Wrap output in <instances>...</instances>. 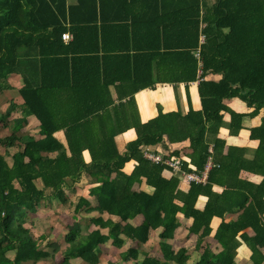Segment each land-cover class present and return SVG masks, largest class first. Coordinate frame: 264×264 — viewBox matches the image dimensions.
I'll return each instance as SVG.
<instances>
[{"label": "trees", "instance_id": "trees-1", "mask_svg": "<svg viewBox=\"0 0 264 264\" xmlns=\"http://www.w3.org/2000/svg\"><path fill=\"white\" fill-rule=\"evenodd\" d=\"M65 2L0 0V90L12 88L8 79L13 73L23 74L26 81L21 89L26 101L25 117L16 121L18 129L10 137H0V146L6 149L19 146L17 143L21 139L16 133L25 127L29 116L39 119L41 133L45 136L39 141L26 140L24 149L12 155L11 165L4 155H0V264H38L51 256V249L53 253L60 251L58 244H49V250H41L25 225L30 214L38 212L47 190L65 201L62 187L67 178L79 177L82 169L88 171L91 181L96 184L91 188V195L97 198L98 206L92 207L85 201L89 212L109 213L120 217L124 223L142 215L144 223L134 228L128 223L122 225L95 219L94 223L101 229H110V235H103L100 229L82 239L81 226L75 224L66 235L69 247L64 262L60 264H71L72 259L78 258L86 264H100L102 244L113 239L116 246L121 247L123 236L146 243L151 230L161 227L164 229L161 238L170 239L179 227V213L194 219L191 232L199 234L203 229L202 235L209 236L212 219L223 217V212L215 209L216 205L241 198L240 193L223 199L215 196L212 192L215 174L226 168L239 173L242 165H232L231 161L227 167L222 168L221 164L220 168L211 169L207 184L193 183L185 194L179 189L178 179L163 177L164 165L154 164L143 156L141 146L156 145L164 137L173 143L190 140L191 160L203 169L211 155L208 135L217 136L225 124L223 112L231 113L229 125L233 134L242 128L244 115L229 109L224 101L239 98L249 107L264 108V0H215L212 7L208 6L207 0H179V7H175L173 13L162 12L165 16L162 22L151 18L147 33L151 45L134 50L131 78H124V73L117 74V78L107 77L113 73L108 70V63L111 65L113 59L122 63L118 71L125 70L124 56L121 55L126 52L107 47L104 39L100 45V31L96 27L101 24L105 34L106 30H124L126 26L120 23L109 26L100 16L98 0H78V4L69 9L70 21L74 24V41L64 46ZM168 3L170 0L165 1V5ZM158 10L161 12L159 7ZM172 14L174 19L170 16ZM88 27L91 40L97 37V46L84 41L82 30ZM45 40H48L47 45ZM55 41L63 45L65 56L72 55V58L59 57ZM127 58L129 60V56ZM50 63H56L57 69L66 70L57 78L68 76L67 79L54 81V71L48 66ZM33 66L42 71L39 85L27 76ZM208 75H220L222 79L219 82L206 80ZM196 81H199L201 111L190 108L185 116L179 112L161 111L156 118L141 123L134 109L137 138L128 142L125 152L119 151L115 137L127 129H118L113 123L109 111L113 105L110 85H116L119 99L128 97L129 104L135 105V95L145 88H155L158 83L188 85ZM67 105L74 106V110L69 111ZM88 107L91 111H82ZM13 111L12 105L6 114L0 115V130ZM116 117L117 122L121 121L120 113L117 112ZM61 130L66 131L68 148L54 137ZM251 131L252 138H262L260 153L264 152V120L260 127ZM224 145L221 139L214 138L215 152ZM86 150L91 151V163L85 160ZM233 150L230 148L229 154ZM54 152H57L55 157L45 154ZM132 159L138 164L127 174L123 168ZM40 178L44 180V189L37 184ZM143 178L154 188L152 194L133 189ZM248 190L257 203L261 201L264 178L256 192ZM201 195L209 197L204 211L196 209ZM250 196L244 195V202L234 205L244 209L241 220L235 224L223 223L216 233L223 251L214 255L206 250L198 264H236L240 244L237 236L248 228L255 232V238L247 240L253 252L252 261L254 264L264 261L260 256V249H264L263 209L251 204L247 207ZM177 202L184 204L180 206ZM222 210L226 208L222 207ZM162 247L166 261L180 262L179 256L186 254L180 251L175 256L168 246ZM10 252H15L13 259L8 256ZM135 259H138L135 250L123 255L124 261ZM142 264L164 263L149 258Z\"/></svg>", "mask_w": 264, "mask_h": 264}, {"label": "crops", "instance_id": "crops-1", "mask_svg": "<svg viewBox=\"0 0 264 264\" xmlns=\"http://www.w3.org/2000/svg\"><path fill=\"white\" fill-rule=\"evenodd\" d=\"M165 1L166 0H98L97 5L98 9H100V16H103L104 21L110 24L109 26H114L112 24L115 23L124 24L126 26L124 30H106L108 32L103 34L104 30L102 25H96L100 31V45L104 39L107 47L120 48L126 52L125 55H121L124 56L125 70L118 71L122 63L121 61L113 59L110 61L111 65L108 63V70L113 71V73H110V76L107 77L117 78V74L123 73L124 78L132 77V56L136 54L134 50L149 48L151 45L147 35L150 30L151 18H155L156 21L160 23L165 18L162 13L163 11L173 13L175 7H179V0H170V3L166 5ZM214 2L215 0H208V6L212 7ZM77 4L78 0H66L65 2L66 18L62 25L66 29L65 33H69L72 39L69 42H65L62 39L64 46L74 41V31L72 30L74 24L70 21L69 9ZM158 7L161 9V12H159ZM170 16H172V19L175 18L174 14ZM159 30L162 31L163 28L160 26ZM52 31L53 29L50 30V32ZM82 31L85 33V43H93L94 46H97V37L95 36L94 40H91L89 27ZM227 32L228 30H226V33ZM45 43L47 45L48 40H45ZM32 44L34 45V40ZM54 44L59 50V57L72 58V55L65 56L66 51H64L63 45H59L56 41ZM127 56H129V60ZM98 65L100 67V63H98ZM48 66L54 71L52 75L54 81L67 79L68 76H65V78H57L64 72L66 73V70L62 68L57 69L56 63H50ZM27 76L31 81H35V84L37 82V85L42 81V71L36 70L34 66L31 67ZM97 77H99V74H97ZM221 79L222 76L220 75H208L206 77V80L215 82H219ZM8 81L12 85V88L0 90V115L6 114L7 110L10 109L12 105L14 111L12 116L7 119L5 127L0 130L1 138L10 137L13 132L18 129L16 121L22 120L25 117L24 111L26 101L21 94V89L26 85L25 77L21 73H13L9 76ZM109 90L113 101V105L109 107V111L113 117V123L116 124V128L118 126V129H127L115 137L117 147L121 153L125 152L128 142L137 138V132L134 128V109L135 112L138 113L141 123H146L156 118L161 111L163 113L179 112L182 116H185L188 114L190 108H193L195 111L202 110V102L199 95V81L191 82L188 85L186 83H158L155 88L140 90L134 97L135 105L129 104L128 97L119 99L116 85H110ZM224 103L229 109L244 115L242 118V128L238 133L233 134L229 125L232 120L231 113L228 111L223 112L225 124L220 128L217 136L212 134L208 135L210 143L209 150L210 148L214 149L215 137H218L225 143L222 149L216 152L213 150L212 161L215 163L213 168H220L221 164L223 165L222 168L227 167L231 161L232 165L238 163L242 165V168L239 173L230 171L227 168L216 173V181L212 184V192L215 196L222 199L237 193L241 194V198L239 200L233 199V201L225 200L228 202L222 205H216L215 209L219 212H223V217L215 216L212 219L210 225L211 234L209 236H205V234L202 235L203 229H201L199 234L191 232L194 219L179 213L177 216L179 227L172 238L162 239L161 235L164 229L161 227L156 230H151L149 240L146 243L134 241L123 236L122 239L124 243L121 247H118L115 241L111 239L109 242L100 246V264H142L149 258L160 260L164 264H198L206 250H210L214 255H218L223 251L222 244L216 239V233L223 223L235 224L241 220L244 209H238L236 206L234 207V205H237L236 202L241 205L244 202V195L250 196L248 189L255 190L256 192L259 184L264 178V161L262 162L264 152L260 153L263 148H260L262 138L259 136L252 138L251 136V129L260 127L263 123L264 108L257 110L256 106L249 107L239 98L225 100ZM67 109L72 111L74 110V106L70 107L67 105ZM82 111L88 112L91 111V108L88 107ZM117 112L121 114V121L119 122H117ZM65 132V130L58 131L54 134V137L68 148V139ZM16 134L19 139H21L17 143L19 146L10 149L0 146V155H4L7 159V157H9L6 156L7 152L10 154V158L7 160L10 165L13 163L12 155L24 149L26 140L39 141L45 138L41 133V123L36 116H29L25 127ZM144 148H149L163 156H176L184 160V165H182L181 170L174 171L165 167L162 171V175L167 179H178L179 189L181 192L187 194L193 183L196 182L189 181L186 177V172L202 170L191 160L193 149L190 140L173 143L170 142L167 137H164L163 140L156 145L141 146L142 154ZM230 148H234L232 154H229ZM45 154L55 157L57 152ZM84 157L87 163H91L93 160L90 150L84 152ZM137 164L138 162L132 159L125 164L123 171L130 174ZM207 182L208 179L202 184L205 185ZM37 184L40 189H44V180L42 178L37 181ZM95 185L96 184L91 181L88 171L82 169L79 177L75 179L70 177L67 178L65 185L62 187L65 201L54 197L51 190H47L45 200H43L39 206L38 212L30 214L25 226L30 229L38 239L41 250H49V244H58L60 246V251L53 253L51 249V256L39 261L38 264H60L64 262L65 251L69 247L65 238L70 228L75 224L81 226V239L87 238L94 231L101 229L94 223L95 219H102L104 222L113 221L116 224L121 223L122 225L128 223L134 228L143 225L144 217L142 215H138L127 223H124L121 221L120 217L109 213L102 214L99 211L89 212L85 201H88L92 207L98 206L97 198L91 195V188ZM16 186H18V183ZM133 189L135 192H145L148 194H152L154 190L152 186L147 184L146 178H143L141 182L135 183ZM208 202L209 197L207 195H201L197 199L196 209L204 211ZM177 203L180 206L184 204L181 202ZM246 204L247 207L251 204L255 205L256 208L259 207V209H263L261 220L264 226V196L258 203L250 196V200ZM222 207L226 208V210H222ZM232 208L235 209L230 211ZM101 231L105 236L110 235V229H101ZM254 238L255 232L252 228L242 231L237 236V240L240 244L236 251V264H254L252 261L253 252L247 242V240H253ZM163 245L168 246L170 252L172 251L175 256H178L180 251H185L186 254L179 256L180 262L177 260L166 261ZM130 250H135L137 252L138 259L124 261L123 255L127 254ZM8 256L13 259L15 257V252H10ZM260 256L264 259V249H260ZM71 264H86V262L78 258L72 259ZM261 264H264V261Z\"/></svg>", "mask_w": 264, "mask_h": 264}, {"label": "built area", "instance_id": "built-area-1", "mask_svg": "<svg viewBox=\"0 0 264 264\" xmlns=\"http://www.w3.org/2000/svg\"><path fill=\"white\" fill-rule=\"evenodd\" d=\"M62 39L65 42H69L71 41L72 36L69 33H65L62 35ZM204 39L205 38L202 37V41H204ZM209 151L211 155L208 157L207 162L201 171L186 172V177L189 181L196 183H203L208 179L210 170L215 166V163L212 161L213 149L210 148ZM143 155L146 159H148L152 163L164 165V167L174 171L181 170L182 165H184V160H182L179 157L170 156V155L163 156L162 154L154 152L149 148L143 149Z\"/></svg>", "mask_w": 264, "mask_h": 264}, {"label": "rangeland", "instance_id": "rangeland-1", "mask_svg": "<svg viewBox=\"0 0 264 264\" xmlns=\"http://www.w3.org/2000/svg\"><path fill=\"white\" fill-rule=\"evenodd\" d=\"M6 156H9V157H7V160L10 158V154H8V152H7V154H6ZM32 232V231H31ZM32 234H33V232H32ZM34 235V234H33ZM34 237H35V235H34ZM35 239L38 241V239L35 237Z\"/></svg>", "mask_w": 264, "mask_h": 264}]
</instances>
